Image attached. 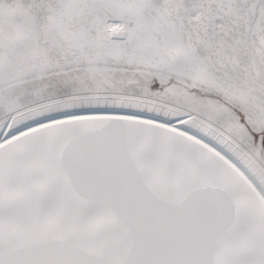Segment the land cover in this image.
Instances as JSON below:
<instances>
[{
  "label": "snow or ice",
  "instance_id": "obj_1",
  "mask_svg": "<svg viewBox=\"0 0 264 264\" xmlns=\"http://www.w3.org/2000/svg\"><path fill=\"white\" fill-rule=\"evenodd\" d=\"M0 264H264V0H0Z\"/></svg>",
  "mask_w": 264,
  "mask_h": 264
}]
</instances>
